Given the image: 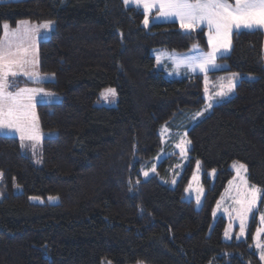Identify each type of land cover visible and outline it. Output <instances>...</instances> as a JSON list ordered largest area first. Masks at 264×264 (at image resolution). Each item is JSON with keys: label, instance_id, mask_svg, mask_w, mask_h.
<instances>
[{"label": "trees", "instance_id": "16d2710c", "mask_svg": "<svg viewBox=\"0 0 264 264\" xmlns=\"http://www.w3.org/2000/svg\"><path fill=\"white\" fill-rule=\"evenodd\" d=\"M142 19L141 10L122 0L0 2V25L54 21L37 46L39 71L51 79L18 77L15 83L59 95L36 108L42 133H53L42 140L40 163L22 152L20 139L0 134V264H264L249 247L251 232L224 241L226 220L217 217L212 225L211 219L233 176L231 161L245 164L249 182L264 189L262 33L232 37L223 57L228 70L255 77L242 76L230 99L187 129L188 166L170 187L160 179H167V158L146 178L141 164L161 147L157 129L165 120L204 104L203 86L197 75L167 79L149 51L205 41L202 32H184L174 22L145 29ZM109 86L116 89V106H95ZM196 160L205 186L198 209L183 198ZM32 196L58 200L32 203Z\"/></svg>", "mask_w": 264, "mask_h": 264}, {"label": "snow or ice", "instance_id": "6c2138e0", "mask_svg": "<svg viewBox=\"0 0 264 264\" xmlns=\"http://www.w3.org/2000/svg\"><path fill=\"white\" fill-rule=\"evenodd\" d=\"M123 2L125 5L134 3L142 9L145 27L149 26L151 11L157 8V16L153 17L154 19L174 18L179 22V27L186 32H193L202 25L208 28V43L212 50L194 57H171L177 68L185 64L193 71L198 68L201 72H206L209 66H215L218 52L230 47V35L234 29H264V0H123ZM53 24L54 21L51 20L37 25H32L28 21H19L16 29H11L7 23L0 25V31H3V36L0 37V130L18 134L21 147H25L26 142H33L34 149L35 142L41 139L42 134L35 107L39 95L47 96L50 93L40 88L17 87L15 80L21 75L33 82L41 79L37 70V36L41 29H50ZM193 47L198 48L196 45ZM156 59L157 63L161 62L160 55ZM237 75L233 73L228 78L227 86L215 93V97H226L231 93L236 87ZM13 88L15 91L11 90ZM105 92L106 98L116 95L114 88H108ZM212 99L213 97H209L210 101ZM211 106L210 102L208 107ZM200 115L202 113H196V116ZM189 143L190 141L182 139L176 145L182 155L186 153V145ZM197 165L199 166V162ZM233 167L240 184L237 186L238 198L235 200L237 206L233 209L235 216L229 213V218L239 221L240 231L236 236L240 238L246 234V224L250 216L258 211V204L264 196V189L249 184L246 165L234 162ZM151 171L154 172L155 167ZM143 174L149 175L147 171ZM2 177L3 173L0 172V178ZM229 183L232 184V181ZM197 203H200L199 195ZM259 221L262 227L257 228L253 239L256 242L255 247L260 252V259L264 261V239H262L264 237V212L259 213ZM225 237L230 238V232L227 229Z\"/></svg>", "mask_w": 264, "mask_h": 264}, {"label": "rangeland", "instance_id": "374dc122", "mask_svg": "<svg viewBox=\"0 0 264 264\" xmlns=\"http://www.w3.org/2000/svg\"><path fill=\"white\" fill-rule=\"evenodd\" d=\"M123 2V0H122ZM124 4V2H123ZM124 6H132L134 8H138L134 3H129L128 5ZM139 10L142 9L138 8ZM157 8H154L149 16V26L153 23H171L174 22L177 24V27L182 30L179 27V22L175 21L174 18H165V17H159V18H153L157 16ZM143 13V12H142ZM144 15L142 19V26L145 29H148V27H145L143 24ZM258 30L262 33V60L264 65V29H253ZM184 31V30H182ZM241 31H250L248 29H234L230 35V47L227 50H221L218 52L216 56L215 66H209L206 72H201L198 68L193 71L191 68H189L185 64H181L178 68L176 67L175 62L171 57H194L199 55L200 53H208L210 52L211 46L208 43V28L205 25H202L200 28L196 29L193 32H202V35L204 37L205 45H199L197 42H194L190 45L189 48H185L183 50H177V49H167V48H158V47H152L150 48V54L154 57V65L155 69L162 72L163 76H165L167 79H173V78H185V77H193V76H199L202 84V96L204 97V104L200 107H197V109H179L175 111L171 117H169L167 120L164 121L162 125H160L157 129L159 132L160 140H161V147H159L157 153L154 155L153 158L148 160H144L141 164V175L142 178H146L150 175H155L157 164L167 158V163H170V168L168 169V176L167 179L160 178L162 182L165 184H168L170 187H174L178 180L181 179L182 174L184 173L186 167L188 166L189 162V153L188 149L190 148L191 142L186 145L187 151L184 155L181 154V150L176 147L177 144L181 142V140H187L190 141L188 138L187 129L194 124H196L199 120H201L203 117L207 116L211 111L212 107L216 104H219V102L225 101L230 99V97L233 96V94L236 91L235 89L229 93L226 97H215V93L219 92L222 87H226L228 84V78L232 76L233 73L238 74L236 77V86L240 82L242 76L243 78H247L252 80L254 78V74H246V73H238L235 71L228 70V62H226L223 57L227 56L231 51L232 45H233V39L232 37ZM186 32V31H184ZM194 45L198 46V48L194 49ZM160 55L161 56V62L157 63L156 57ZM19 78H22L25 80V77L22 75L19 76ZM113 88L111 86L104 88L100 91L96 99L93 101L94 105H103V106H116L117 104V92L115 97H107V94L105 92L106 89ZM207 89V91H206ZM55 94V93H54ZM58 95V94H56ZM59 96V95H58ZM45 99L51 100V97L49 95L43 96ZM209 97H213V99L210 101ZM59 98V97H58ZM211 102L212 106L208 107V104ZM202 113L200 116H196V113ZM3 131V135L8 136L10 132L8 130H0ZM49 134H43L41 136V139L39 142H35V148L33 149L32 143L33 142H26L25 147H21V141H20V149L23 153L29 155L32 160H34L35 163H40L41 158V152H42V140L44 136H51L53 135L52 132H48ZM186 133V135H185ZM16 134V133H15ZM18 135V134H17ZM10 136H13L10 134ZM19 138V137H18ZM39 161V162H38ZM147 162V163H146ZM197 162H199V166L197 165ZM234 162H239L237 160H233L230 162L229 168L232 170L233 176L225 183V187L221 191V193L218 196V199L213 205V210L211 213V219L212 225L214 221H216L217 217H222L225 219V226L223 228V234L222 238L225 241H230L232 239L234 240H242L246 239L248 237V234L251 232V241L249 243V247L253 248L254 251H256L258 258L260 261V252L255 247V240L253 239L254 235L256 234L257 228L262 227L259 221V213L264 212L263 208L259 207L258 204V211L254 213L252 216H250L247 224H246V234L243 237L237 238L236 234L240 231L239 229V221L238 220H230L229 213H232L233 216H235V212L233 209L237 206L235 204V200L238 198V192H237V186L240 184V180L237 177V173L235 168L233 167ZM242 163V162H239ZM243 164V163H242ZM245 165V164H244ZM155 167V171H151V169ZM214 170V171H213ZM147 171L149 173L148 176H145L143 173ZM202 165L200 164V161L196 160L193 162V168L189 174V178L184 185V194L183 198L185 199H193L195 208H200L202 201L204 199L205 194V186H203L202 183ZM216 174V169L212 168L207 172V175L211 178V182L214 180ZM247 180H248V173ZM175 181V182H173ZM229 181H232V184L229 183ZM249 182V180H248ZM250 185L251 184L249 182ZM259 187V186H258ZM202 189V191H200ZM200 197V203H197V196ZM35 197L36 199H32ZM50 197L52 199H50ZM262 198V197H261ZM58 200L57 196H32L29 198L30 202H36V203H44L48 202L50 204H55ZM260 203V202H259ZM219 205V207H218ZM215 212V215H214ZM254 219V226L252 228L249 227L251 221ZM228 230L230 232V238L225 237V230ZM264 239V237H262ZM102 264H111L109 260L104 259ZM137 264H143V263H137Z\"/></svg>", "mask_w": 264, "mask_h": 264}, {"label": "crops", "instance_id": "0c3cea01", "mask_svg": "<svg viewBox=\"0 0 264 264\" xmlns=\"http://www.w3.org/2000/svg\"><path fill=\"white\" fill-rule=\"evenodd\" d=\"M2 0H0V2H1ZM21 21H28V20H21ZM19 22V21H18ZM18 22L16 23V25L14 26V28H11V29H16L17 28V26H18ZM29 22V21H28ZM31 23V22H30ZM32 25H37V24H34V23H31ZM40 24H42V23H40ZM54 26V25H53ZM52 26V27H53ZM51 29L52 28H50V29H47V30H45V29H41L40 30V32H39V35L37 36V41H36V48H37V46H38V43L41 41V40H44V39H46V38H48V35H49V33H50V31H51ZM3 36V35H2ZM37 60L39 61V59H38V48H37ZM39 63V62H38ZM37 70H38V72L40 73V76H41V79L38 81V82H42V81H48V80H50L51 79V75H48V74H43V73H41V71H39V68H38V66H37ZM25 79L28 81V79L25 77ZM17 87H28V88H40V89H44V91L45 92H47V93H50V97H51V100H49V99H45L43 96L44 95H39L38 97H37V103H36V107H35V112H36V108H37V105L38 104H40V103H51V102H55V101H58L59 100V96L58 95H56V93L54 94V92H49L48 90H46L45 88H43L42 86H37V85H28V86H25V85H23V86H17ZM12 91H15V89H13ZM38 116V115H37ZM40 132H41V134L43 135V133H42V130H41V127H40ZM0 134H3V131H0ZM11 135H13L14 137H16V138H18L19 137V135H17V134H15V133H10ZM9 134V135H10ZM18 139H20V138H18Z\"/></svg>", "mask_w": 264, "mask_h": 264}]
</instances>
